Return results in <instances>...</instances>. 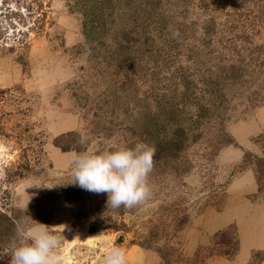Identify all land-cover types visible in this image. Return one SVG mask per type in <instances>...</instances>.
<instances>
[{
	"label": "rangeland",
	"instance_id": "obj_1",
	"mask_svg": "<svg viewBox=\"0 0 264 264\" xmlns=\"http://www.w3.org/2000/svg\"><path fill=\"white\" fill-rule=\"evenodd\" d=\"M231 64L240 75L212 102L207 80ZM113 141L155 148L141 206L68 183L73 153ZM254 155L264 0H0V226L20 210L3 251L37 222L63 230L59 264H103L113 246L127 264H264Z\"/></svg>",
	"mask_w": 264,
	"mask_h": 264
},
{
	"label": "clouds",
	"instance_id": "obj_2",
	"mask_svg": "<svg viewBox=\"0 0 264 264\" xmlns=\"http://www.w3.org/2000/svg\"><path fill=\"white\" fill-rule=\"evenodd\" d=\"M154 155L155 148L144 142L128 146L115 141L102 150L73 153L68 183L95 194H107L108 208L132 209L152 196L149 176ZM62 231L57 234L37 222L27 230L18 229L9 248L10 264H59L57 250L64 239ZM103 264H127L124 250L118 246L106 250Z\"/></svg>",
	"mask_w": 264,
	"mask_h": 264
},
{
	"label": "trees",
	"instance_id": "obj_3",
	"mask_svg": "<svg viewBox=\"0 0 264 264\" xmlns=\"http://www.w3.org/2000/svg\"><path fill=\"white\" fill-rule=\"evenodd\" d=\"M36 22V20H35ZM243 46H241L242 48ZM250 47V51H256L257 50V46H249ZM253 59V58H252ZM233 63V62H232ZM237 67H234V66ZM237 69H238V65L237 64H231L226 70H222V68H220L221 75L220 77H217V79L215 81H211V80H207V93H210V99L212 102L215 101V99H217V97L220 95V97L222 98V94H221V86L219 85V82H225L227 79L236 76H239L240 74L237 73ZM221 98L219 99V101H221ZM218 101V103H219ZM201 106V105H200ZM199 106V110L202 109V107ZM203 106V105H202ZM173 136L170 137V139L167 140V142L169 140L170 144H173V148L177 149V147L179 145H177V143L179 141H181V139L177 138V133L173 131ZM222 141L224 142H230L229 139H223ZM221 142V140H220ZM223 142V143H224ZM169 144L166 143V145H164L166 148L168 147ZM23 168H27V165L24 164L23 166H20ZM254 170H255V174H256V180H257V190H262L264 189V155L263 156H256L254 155ZM12 175H17V176H21L23 175L22 170L20 169H16L12 172ZM76 191L75 188L70 189L68 192H74ZM38 198V197H37ZM37 201V200H35ZM69 202H71L69 200ZM71 206V210L73 213V216L75 219L80 217L79 212L76 211L75 206L70 204ZM19 212L20 210L18 209H13V211L11 212L10 215H5L3 214V216H5V219L7 221L6 223V227L5 226H0V264H10V254L7 251H3V246H4V241H5V232L8 230L7 227L9 226L10 229L15 228L20 222V216H19ZM8 225V226H7ZM91 229H96L94 226H91ZM237 250V241L236 239L233 240L232 243L226 245L224 248H222L219 251V254L224 255L226 257H231L235 254Z\"/></svg>",
	"mask_w": 264,
	"mask_h": 264
},
{
	"label": "water",
	"instance_id": "obj_4",
	"mask_svg": "<svg viewBox=\"0 0 264 264\" xmlns=\"http://www.w3.org/2000/svg\"><path fill=\"white\" fill-rule=\"evenodd\" d=\"M91 224H92L93 226H96V225H98V222H97V221H92Z\"/></svg>",
	"mask_w": 264,
	"mask_h": 264
}]
</instances>
